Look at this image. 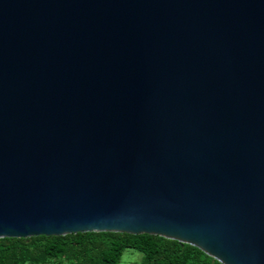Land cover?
Listing matches in <instances>:
<instances>
[{
  "label": "water",
  "instance_id": "obj_1",
  "mask_svg": "<svg viewBox=\"0 0 264 264\" xmlns=\"http://www.w3.org/2000/svg\"><path fill=\"white\" fill-rule=\"evenodd\" d=\"M86 232L264 264V0H0V238Z\"/></svg>",
  "mask_w": 264,
  "mask_h": 264
},
{
  "label": "trees",
  "instance_id": "obj_2",
  "mask_svg": "<svg viewBox=\"0 0 264 264\" xmlns=\"http://www.w3.org/2000/svg\"><path fill=\"white\" fill-rule=\"evenodd\" d=\"M125 249L142 253L141 264H220L175 240L115 232L0 238V264H119Z\"/></svg>",
  "mask_w": 264,
  "mask_h": 264
},
{
  "label": "rangeland",
  "instance_id": "obj_3",
  "mask_svg": "<svg viewBox=\"0 0 264 264\" xmlns=\"http://www.w3.org/2000/svg\"><path fill=\"white\" fill-rule=\"evenodd\" d=\"M142 257V253L136 250L125 249L122 253L119 264H141Z\"/></svg>",
  "mask_w": 264,
  "mask_h": 264
}]
</instances>
